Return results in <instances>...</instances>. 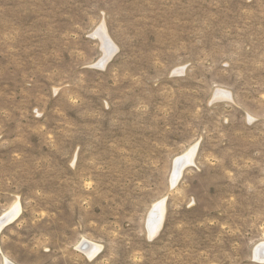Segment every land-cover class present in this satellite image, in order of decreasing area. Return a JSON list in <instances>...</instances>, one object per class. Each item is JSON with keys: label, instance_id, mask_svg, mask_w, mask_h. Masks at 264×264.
Instances as JSON below:
<instances>
[{"label": "rangeland", "instance_id": "obj_1", "mask_svg": "<svg viewBox=\"0 0 264 264\" xmlns=\"http://www.w3.org/2000/svg\"><path fill=\"white\" fill-rule=\"evenodd\" d=\"M9 213L0 264H264V0H0Z\"/></svg>", "mask_w": 264, "mask_h": 264}, {"label": "bare ground", "instance_id": "obj_2", "mask_svg": "<svg viewBox=\"0 0 264 264\" xmlns=\"http://www.w3.org/2000/svg\"><path fill=\"white\" fill-rule=\"evenodd\" d=\"M103 31V30H102ZM107 38V37H106ZM111 51V50H110ZM113 52V51H112ZM193 151V150H192ZM190 152H191V150H190ZM187 154H188V152H187ZM187 154H186V156H184L183 158H181V159H179V160H181L182 161V163H183V161H188V158H186L187 157ZM194 154V153H193ZM182 157V156H181ZM191 158V157H190ZM189 158V159H190ZM177 159V158H176ZM192 160V159H191ZM190 161V160H189ZM178 162V160H176V162H175V165H176V163ZM181 163V164H182ZM185 163H188V162H185ZM191 163V162H190ZM189 164V163H188ZM185 165V164H184ZM182 167H180V169H181ZM180 171H182V169L180 170ZM178 172V171H177ZM177 172H175L176 173V175H177ZM176 175H174V176H176ZM174 176H173V179H174ZM175 179H176V177H175ZM175 183V182H174ZM160 207H161V205H160ZM159 207V208H160ZM156 208H157V206H156ZM14 209V208H13ZM14 210H16V208L14 209ZM18 210V209H17ZM153 210V209H152ZM156 209H154L153 211H155ZM10 211H13V210H10ZM152 211V212H153ZM8 212V211H7ZM6 212V213H7ZM14 212H16V211H14ZM156 212H157V210H156ZM12 213L10 214H4V215H1V217H0V230H1V228H2V226H4L7 222H9V219L12 217ZM162 214L160 213V214H158L157 216H156V214H155V216H156V218H155V216H154V214H153V223H154V225H153V227H152V230H151V233H154L155 231H156V227L158 226V224H160V220H161V216ZM150 216V215H149ZM152 217V216H151ZM152 223V222H151ZM155 236V235H154ZM87 246H82V248L83 247H85L84 249H85V251H86V253H88V254H93V253H95L98 249H99V247L98 246H96V245H94V244H92V243H85ZM264 244V243H263ZM82 250V249H81ZM85 253V252H84ZM91 256V255H90ZM9 263V262H8ZM12 264V263H11Z\"/></svg>", "mask_w": 264, "mask_h": 264}, {"label": "water", "instance_id": "obj_3", "mask_svg": "<svg viewBox=\"0 0 264 264\" xmlns=\"http://www.w3.org/2000/svg\"><path fill=\"white\" fill-rule=\"evenodd\" d=\"M182 161L178 159V162L176 163V168L181 165ZM84 246H87L84 244ZM254 259L257 261L264 262V244L258 245L254 250Z\"/></svg>", "mask_w": 264, "mask_h": 264}]
</instances>
